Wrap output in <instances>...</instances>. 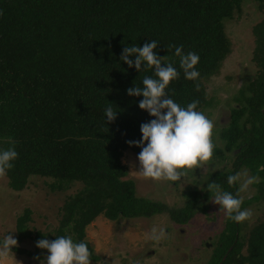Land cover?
I'll use <instances>...</instances> for the list:
<instances>
[{"label": "trees", "instance_id": "obj_1", "mask_svg": "<svg viewBox=\"0 0 264 264\" xmlns=\"http://www.w3.org/2000/svg\"><path fill=\"white\" fill-rule=\"evenodd\" d=\"M243 1L0 0V150L18 153L7 170L8 185L19 190L36 176L50 179L52 189L81 183L60 205L54 233L30 228L29 208L17 216L19 240L71 236L88 245L90 260H98L85 227L99 213L117 219L166 211L182 224L196 209L206 211L201 204L209 196L199 200L197 188L184 205L174 207L137 195L134 180L124 178L123 151H141L127 141L141 140L140 125L155 119L139 108L143 97L129 96L127 89L143 87L145 76L156 77L154 68L142 65L137 71L120 56L124 47L157 41L154 52L167 56L165 63L179 73L167 95L182 107L198 100L197 111L214 106L204 80L218 72L231 49L225 23ZM256 1L264 13V0ZM252 32L251 59L258 71L232 96L229 125L220 130L224 149L234 152V170L210 176L233 195L236 184L230 186L227 178L243 164L264 180V16ZM170 45L199 55L196 81L184 77ZM109 106L117 112L111 122L105 116ZM215 153L223 151L216 148ZM241 227L226 219L207 264H264V219L246 234Z\"/></svg>", "mask_w": 264, "mask_h": 264}, {"label": "rangeland", "instance_id": "obj_2", "mask_svg": "<svg viewBox=\"0 0 264 264\" xmlns=\"http://www.w3.org/2000/svg\"><path fill=\"white\" fill-rule=\"evenodd\" d=\"M263 14L256 0L242 2L241 10L235 11L234 16L225 23L231 49L218 72L204 80L208 96L216 102L214 106L200 110L214 123L215 148L212 158L201 168L187 170L188 175L181 177L180 181L172 182L153 181L136 174L134 171L139 170V153L132 149H125L121 157L128 169L124 178L134 180L137 195L176 207L184 205L197 188L199 200L201 196H209L201 204H205L206 211L196 209L193 216L182 224L173 220L166 211L151 216H121L117 219L99 213L85 227V237L99 255L98 260H91L92 264H207L227 219L223 212H219V206L212 202L213 197L207 185L214 182L210 177L214 173L234 170V152L224 149L220 130L222 126L229 125V109L235 104L232 96L245 81L257 74L258 66L251 59L255 44L252 26ZM216 148H221L223 154H216ZM245 171L255 176L248 164L240 166L236 173ZM257 177L259 183L251 185L248 192L240 193L242 209H251L254 213L251 220L241 222L243 234L257 221L264 219V180L262 176ZM80 185V182H74L65 189H52L50 179L36 176L24 188L15 190L8 185L7 176L0 177V242L8 233L18 242L7 258H0V264H40L33 257L44 259L48 254L45 249L36 247V242L41 238L35 240L26 237L19 240L15 229L17 216L29 208V227L34 231L54 233L60 205L66 195L75 192ZM238 187L239 183L236 184V190ZM153 227L163 228L165 238L159 242L148 239Z\"/></svg>", "mask_w": 264, "mask_h": 264}, {"label": "clouds", "instance_id": "obj_3", "mask_svg": "<svg viewBox=\"0 0 264 264\" xmlns=\"http://www.w3.org/2000/svg\"><path fill=\"white\" fill-rule=\"evenodd\" d=\"M157 47L158 42L151 40L142 47H124L120 56L121 61L129 68L135 67L137 71L141 70L142 65L154 68L156 77L145 76L143 87L127 89L129 96H142L139 108L155 117L140 125L141 140L127 143L130 147L141 148L137 157L139 170L134 171L136 174L153 181L176 182L188 175L187 170L201 168L212 158L215 148L214 123L203 112L196 110L198 100L182 107L167 95L166 88L172 80L178 78L179 73L171 63H165L167 56L159 57L154 52ZM169 47L175 48V56L179 57V67L183 70L184 77L196 81L200 76L196 70L199 55L191 51L184 53L182 45ZM195 87L199 91L198 83ZM105 116L107 122H111L117 118V112L109 106L105 109ZM17 158L18 153L14 148L0 150V177L6 176L7 170L13 168V161ZM227 180L230 186L239 183L236 195L223 191L219 184L212 182L207 185L213 197L212 202L219 206V212H223L229 220L237 223L251 220L254 213L251 209H242L243 199L240 193L248 192L251 185L259 183V178L250 176L245 171L229 175ZM147 238L159 242L165 238V231L163 228L153 227ZM17 243L10 233L6 234L0 242V258H7ZM36 247L46 249L48 253L44 259L40 256L33 257L40 264H92L88 245L83 241L74 242L71 236H58L51 241L40 239L36 242Z\"/></svg>", "mask_w": 264, "mask_h": 264}, {"label": "water", "instance_id": "obj_4", "mask_svg": "<svg viewBox=\"0 0 264 264\" xmlns=\"http://www.w3.org/2000/svg\"><path fill=\"white\" fill-rule=\"evenodd\" d=\"M210 242H207V244ZM231 249V246L228 247L227 251L223 254L222 259H224L226 257L227 252ZM221 264V261L218 263Z\"/></svg>", "mask_w": 264, "mask_h": 264}, {"label": "flooded vegetation", "instance_id": "obj_5", "mask_svg": "<svg viewBox=\"0 0 264 264\" xmlns=\"http://www.w3.org/2000/svg\"><path fill=\"white\" fill-rule=\"evenodd\" d=\"M228 122H229V121H228ZM201 198H203V199H204L205 197L201 196ZM152 253H153V251H152Z\"/></svg>", "mask_w": 264, "mask_h": 264}]
</instances>
